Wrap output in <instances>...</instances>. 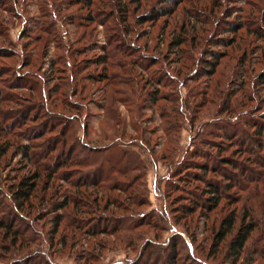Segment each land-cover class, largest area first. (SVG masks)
<instances>
[{"label":"rangeland","instance_id":"1","mask_svg":"<svg viewBox=\"0 0 264 264\" xmlns=\"http://www.w3.org/2000/svg\"><path fill=\"white\" fill-rule=\"evenodd\" d=\"M82 1L0 0V148L8 149L0 166L3 188L11 193L8 186L34 170L15 151L21 145L31 143L33 159L47 165L50 145L63 141L59 150L66 149L79 165L66 181L52 183L57 196L50 187L40 189L31 209L19 211L16 227L35 252L45 254V264H232L226 254L243 218L264 226V149L248 128L264 126V67L253 54L263 43L257 33L264 36V0H123L130 9L126 23L118 0L111 9L100 5L106 0H95L91 8ZM141 17L157 20L140 24ZM213 18L219 21L214 30L199 24ZM234 26L242 28L236 35L229 32ZM202 35L210 42L201 54L185 48L193 51L195 65L179 61L170 41ZM228 39L235 46H220ZM105 48L121 64L156 63L151 71L167 82L165 88L152 87L167 99L159 102L164 123L149 107L136 120L135 109L126 104L131 88L115 87L121 93L116 100H104L112 88L101 82L96 61ZM214 53L220 59L208 77L199 61ZM72 57L81 72L74 83L63 66ZM108 72L118 80L119 72ZM44 123L57 130L37 140ZM198 153L206 159L195 157ZM191 163H207L210 171L193 170ZM79 182L84 186L75 188ZM212 187L220 192L216 207ZM67 197L72 204L66 215L75 205L80 214H71L57 230L56 215L64 212L56 209ZM6 198L0 196V219L13 223L9 206L15 204ZM232 213L239 217L235 230L215 250L221 224ZM257 237L239 264H264V240ZM9 243L0 239V246ZM18 254L0 249V264H40L22 262Z\"/></svg>","mask_w":264,"mask_h":264},{"label":"trees","instance_id":"2","mask_svg":"<svg viewBox=\"0 0 264 264\" xmlns=\"http://www.w3.org/2000/svg\"><path fill=\"white\" fill-rule=\"evenodd\" d=\"M94 1L95 0H83L81 3V5H83L84 7L87 8H91L94 6ZM111 1H103V3H101V6L107 7L108 9H111ZM114 1V0H113ZM119 2H117L116 6H119V9L122 13V15L124 16V23L128 22L129 19L127 18V16L130 13V9L128 7V4L123 3V0H118ZM215 5V4H213ZM115 6V8H116ZM212 8L214 9V6H212ZM112 12V11H111ZM164 15H166V13H164ZM214 19V18H213ZM153 22L156 21L157 19H151ZM151 20H148L147 18L141 17L140 20V24L144 23V22H149ZM201 23L199 24H207V26H209V28L211 27L213 30L216 29V27L219 24V21L211 20L209 19L208 21H205L202 19V21L200 20ZM103 26L105 27L106 25L104 23H102ZM80 26V25H79ZM242 28H238V26H234L233 28L229 29L232 34L236 35L238 33V31L240 32ZM111 30H108V36L106 37L108 40H110V35H111ZM202 30L199 31V33H201ZM198 33V34H199ZM226 33V32H225ZM224 33V34H225ZM214 34V33H213ZM125 35V34H124ZM257 37H259L262 42L264 43V36L258 32L257 33ZM59 39V37H57ZM63 40V37L61 38ZM60 39V40H61ZM114 42V37L112 38ZM192 41H187L185 39L182 38V36L177 37L176 39L170 41V46H173L175 49H178V53L181 54L179 56V61L183 60L185 61V63L187 62L190 65H195L196 59L195 56L193 54V51H187V49H185L187 46L189 47H193L190 49H197L199 50L200 54L202 52L201 47L206 45L207 43L210 42V40L206 39L205 36L202 35V37L197 38L196 36L193 37ZM59 40V41H60ZM197 40V41H196ZM63 43V41H62ZM221 43H224L220 46H226V47H232L233 45L235 46V41L232 39H228L226 42L222 41ZM263 43H261V45H258L257 43V50L255 49L254 51H258L259 53H253L254 55L256 54V61H258L259 63H261L264 67V47H263ZM68 44V43H67ZM243 44L246 46H250V44L247 42L245 43V41H243ZM61 45V44H59ZM239 47L242 48L243 45L239 44ZM241 50V49H240ZM102 56L99 57V59H97L96 61V65L99 67H102V71L103 73L101 74V79L103 83L106 84V86H109L112 88V90H110V94L108 93V96L105 94L104 95V100H109V102L112 104L116 98L114 97L116 94H121L119 93L120 89H116L117 87H128L131 88L130 89V99L126 102V104H128L131 108L135 109L134 112V116H136V120L143 118V111L144 109H146L147 107L150 108V110L153 113L159 114L160 115V122L164 123V106L161 107L159 106V102H164L167 101V99H164V96L161 97L160 96V91L158 89H153L154 86H158L159 88H162L166 86V81L163 78H159L157 77V75L155 73H153L151 71L152 67L156 65V63H152V64H143V65H137V63L135 61H130L128 63L125 64H121L120 61H118L120 58L115 55L112 50H108V49H103L101 51ZM74 53H70V55L72 56ZM125 54V52L123 53ZM213 56L211 57V60H203V61H199L202 63L203 68L205 70V75L206 76H213L214 75V71H215V67L218 65L219 62V55L217 54H212ZM118 57V58H117ZM0 58H4L3 56L0 55ZM73 59L70 58V60ZM253 59V57H252ZM68 61V60H67ZM65 61L63 63L64 69L67 71H72V75L70 76V80L72 79L73 83L75 81L78 80L80 73L78 72V63H76L77 61L75 59H73V62L70 61ZM61 63V64H62ZM251 63V62H250ZM184 64V63H183ZM136 67L140 69V73L136 72ZM185 68H188L189 66H184ZM202 68V69H203ZM109 69H113L116 70V72L118 74H120L119 77H117L118 80H115L113 77H109ZM75 71H77V74L75 73ZM61 73H63L64 71H59ZM106 72V74H105ZM117 73H115L114 75L116 76ZM137 73V76L135 75ZM75 74V75H74ZM79 74V76H78ZM114 76V77H115ZM134 78V79H133ZM261 83L264 84V78L261 77ZM150 87L151 90L150 92L147 94H142V91L146 90L147 87ZM116 87V88H115ZM153 87V88H152ZM112 91V94H111ZM104 93V92H103ZM122 95H125V93H122ZM111 96V97H110ZM110 97V98H109ZM138 101V103H137ZM140 101H142L141 103H143V105H140ZM177 113V112H176ZM54 115V114H53ZM47 117V116H46ZM50 119H53L54 121L57 119H60L62 124H65V126L67 127L66 120L62 119V118H57L56 116H48ZM262 121L264 120V117H261ZM70 121V120H69ZM141 123V125L143 124L142 122L146 123L143 120L139 121ZM246 121H243V123ZM264 122V121H263ZM61 123L59 126H61ZM69 123V122H68ZM136 123V122H135ZM264 124V123H263ZM136 126V125H134ZM86 127V126H85ZM137 127V126H136ZM253 127L254 129V135H257L258 138V145H260V147L262 148V150L264 149V126L263 125H259V124H253L248 126V128ZM57 130V127H50L48 126L46 123H44L41 126V131L38 132V134L36 135L37 140H43L45 139V137H47L49 134H53L55 131ZM85 130V128H84ZM70 131V130H69ZM138 132V130H137ZM66 137V136H65ZM227 140L231 141L228 142V144H232L235 145L236 143H234V139L232 137H227ZM52 143V142H51ZM63 143V141H59V142H55L54 144L50 145L47 155L44 159L47 158H52V162L48 163L47 165H42L37 158L33 159L31 152L34 149V146L31 143H28L26 145H21L19 148H17L15 151L17 153H20L24 156V158L30 162V164L34 167V170H32L30 172V176L29 177H23V178H19L16 179L18 180V182L16 181V183H14L13 185L8 186V189L11 190V193L6 192L5 189L3 188L5 183V180L3 178V175L0 173V196L7 199L6 197H9V199H11L12 203L15 204V207L12 209L11 206H9V212L11 215V219L13 220V223L6 221L5 219L1 218L0 219V239H2L5 244L8 241L10 242L9 245H2L0 246V249L3 250L6 254H14V255H19L18 253L21 252L22 254V258H19V260L23 261H34V260H40V264H45L47 263L46 261V257L45 254H40V251H36V249H33V244L32 241H28L26 240L24 237L25 234L24 232L19 229L18 227H16L15 223L17 221H21L20 220V212L21 210H29L32 207V200H37L39 199L37 197V193L40 189H42L43 191L47 190L49 187L52 190L51 196L54 195L57 196V192H58V187H55V185L53 186L52 183L53 182H58V181H66L68 178L69 173L73 172L72 168L74 166H79L76 165L78 164V162L71 160L67 154H66V149H61L59 150V145ZM238 145V144H237ZM241 147V146H240ZM221 147L218 146V151L219 152H225V150L220 151ZM245 148V147H244ZM241 152L242 150L244 151V153L248 152L246 149H240ZM239 150V151H240ZM246 150V151H245ZM8 152V149L5 150L3 148H0V166L1 163L3 161V159L5 158L6 154ZM199 155L195 154L194 156H198L200 158H204L203 155H200L201 153H198ZM251 155V154H250ZM211 159V157L213 158L212 155H208ZM220 157L221 154H220ZM206 159V158H204ZM214 161H220V160H216V158H213ZM227 160V158H221V160ZM229 162V161H228ZM224 164H228V163H224ZM191 169L193 170H198V171H203L205 173H208L210 171V165H208L207 163H191ZM103 171V170H102ZM46 176V180H47V185L45 186V189L41 187V185L43 184V180L45 179ZM81 181L82 179L85 177V173L80 175ZM88 180V178H87ZM86 179L84 180L85 183L87 181ZM264 183V182H263ZM262 183V184H263ZM83 184H81V182L74 184L73 186L75 188H81ZM93 185V184H92ZM93 186H97L98 187V183H95ZM120 190V189H118ZM79 193L81 191H78ZM6 193H8L6 196ZM211 194L215 195L214 197H212L211 201L214 202V207L219 206L220 201V197L218 196V194H220V192L215 188L212 187L211 188ZM65 195V194H64ZM102 198V197H101ZM43 200V199H42ZM96 201V200H95ZM71 199H69V197L65 198V201H63L61 204H59L57 206L56 211H63L64 214L63 215H56V229L59 230L60 226L62 225V222H65L64 220H66V218H69L71 214H75L79 213L78 209L79 207L77 205L74 206V210L69 216L66 215L67 212L70 209L71 206ZM3 205L2 201H0V214L2 213L1 210V206ZM20 211V212H19ZM251 218V217H250ZM250 218H243V223L240 227V229L237 232V235L233 238V240L231 241L229 248L227 250V254L226 256L228 257V260H231L232 264H239L242 260H243V256L245 254V251L247 250V246L249 244L250 241H253V237L255 234H259V238L260 240H264V226L262 227V229L259 228V226L253 222H249L246 223L247 220H249ZM239 217L237 216V213H232L230 214L226 219H224L223 224H221V227L218 231V234L216 236L215 239V250H219L223 244V242L225 241V239L230 236L232 234V232L235 230V227L237 225V221H238ZM244 219H247L246 221ZM101 221V220H100ZM101 223V222H100ZM98 232H101L100 230ZM104 234V233H102ZM36 255V256H35ZM245 260V259H244Z\"/></svg>","mask_w":264,"mask_h":264}]
</instances>
